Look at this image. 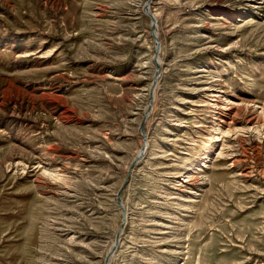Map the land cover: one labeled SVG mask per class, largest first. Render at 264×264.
<instances>
[{"label":"rangeland","instance_id":"374dc122","mask_svg":"<svg viewBox=\"0 0 264 264\" xmlns=\"http://www.w3.org/2000/svg\"><path fill=\"white\" fill-rule=\"evenodd\" d=\"M0 264H264V0H0Z\"/></svg>","mask_w":264,"mask_h":264},{"label":"bare ground","instance_id":"6f19581e","mask_svg":"<svg viewBox=\"0 0 264 264\" xmlns=\"http://www.w3.org/2000/svg\"><path fill=\"white\" fill-rule=\"evenodd\" d=\"M155 20V19H154Z\"/></svg>","mask_w":264,"mask_h":264}]
</instances>
